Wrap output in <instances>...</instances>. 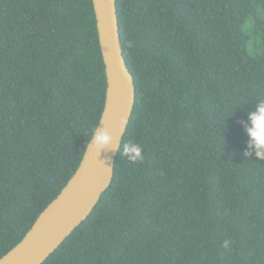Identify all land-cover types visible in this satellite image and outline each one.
Returning <instances> with one entry per match:
<instances>
[{
  "label": "trees",
  "instance_id": "16d2710c",
  "mask_svg": "<svg viewBox=\"0 0 264 264\" xmlns=\"http://www.w3.org/2000/svg\"><path fill=\"white\" fill-rule=\"evenodd\" d=\"M115 4L133 110L109 187L42 264H264V160L243 155L264 0ZM105 87L91 0H0V258L74 174Z\"/></svg>",
  "mask_w": 264,
  "mask_h": 264
},
{
  "label": "water",
  "instance_id": "95a60500",
  "mask_svg": "<svg viewBox=\"0 0 264 264\" xmlns=\"http://www.w3.org/2000/svg\"><path fill=\"white\" fill-rule=\"evenodd\" d=\"M91 1L106 81L97 128L112 137V145L98 152L91 137L74 174L21 241L0 258V264H42L90 215L112 181L114 162L134 106V83L122 54L115 0ZM121 119L124 125H120Z\"/></svg>",
  "mask_w": 264,
  "mask_h": 264
},
{
  "label": "clouds",
  "instance_id": "9594fccd",
  "mask_svg": "<svg viewBox=\"0 0 264 264\" xmlns=\"http://www.w3.org/2000/svg\"><path fill=\"white\" fill-rule=\"evenodd\" d=\"M120 125L126 122L121 119ZM247 135V144L244 152V157L254 156L257 160H264V98L259 99L255 105L247 112V124L245 127ZM91 144L96 151L108 149L112 145V137L104 130H99L96 127L92 129ZM143 149L140 145L128 141L123 145V152L131 161L142 160L141 155ZM229 241L224 242V247L227 248Z\"/></svg>",
  "mask_w": 264,
  "mask_h": 264
},
{
  "label": "rangeland",
  "instance_id": "374dc122",
  "mask_svg": "<svg viewBox=\"0 0 264 264\" xmlns=\"http://www.w3.org/2000/svg\"><path fill=\"white\" fill-rule=\"evenodd\" d=\"M250 30L251 29L246 27V26L243 27L244 33L248 35L249 40H250L249 45H248V53L251 56H254L255 54L257 55V54L260 53V49H259V47H260V38H259V36L258 37L257 36H253L251 34Z\"/></svg>",
  "mask_w": 264,
  "mask_h": 264
}]
</instances>
